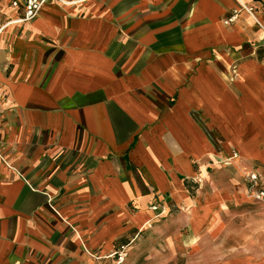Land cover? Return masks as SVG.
I'll use <instances>...</instances> for the list:
<instances>
[{"label":"crops","instance_id":"obj_1","mask_svg":"<svg viewBox=\"0 0 264 264\" xmlns=\"http://www.w3.org/2000/svg\"><path fill=\"white\" fill-rule=\"evenodd\" d=\"M244 1L258 24L245 12L223 23L235 0L50 2L26 22L11 5L0 28V264H109L129 242L131 262L152 200L188 209L207 193L214 211L219 193L243 194L244 168L264 173V0ZM218 156L233 165L210 169ZM168 208L150 226L166 246L187 228L192 247V231L209 228L180 264H264L262 240L211 249L223 209L190 220Z\"/></svg>","mask_w":264,"mask_h":264},{"label":"rangeland","instance_id":"obj_2","mask_svg":"<svg viewBox=\"0 0 264 264\" xmlns=\"http://www.w3.org/2000/svg\"><path fill=\"white\" fill-rule=\"evenodd\" d=\"M11 11V0H0V28L7 23L8 18L10 17ZM235 154L233 156L235 157ZM237 155V154H236ZM230 156L223 157L218 156L214 159L210 160V169H219V168H226L229 166H232V162H230ZM229 163V165L227 164ZM232 164V165H230ZM215 167H214V166ZM237 170L236 167H233V170ZM236 173V172H235ZM264 174V173H263ZM243 173H240V184L243 188V194L241 196H238L237 198L235 195H224V193L217 196L216 202H220L217 205V209L214 211L210 210L212 199L208 198L207 193L206 197H198L195 199V202H197L195 205H193L190 208H186L184 206H174L172 209V206L169 205V200H166L164 198L156 200H152V204L150 206V210L154 212V216L149 221L147 225V230L144 231H138L139 234L135 240H142L143 246L142 248L137 249L138 253L137 256L132 260L130 259V242L125 245V253L126 256L124 257V261L120 264L126 263L127 261L130 262V264H180L181 259H183L186 255H191L193 253L199 252L202 247H204V244H208L206 242V239H208L209 234V228L207 225L202 226L201 229L197 230L198 233V239L197 243L194 244L191 247H188L186 243H182L181 237H187L189 232L187 228L185 229H179L180 231L174 232L171 234L169 238H173L174 245H171L168 241V246H166V240L159 238L160 233L158 231H153L150 226H157L158 224L162 223V215L165 214L164 211L168 210V215L170 213H176L178 211L185 212L187 217H190V220L192 216H194V213L197 211H201L200 208H207L203 211L205 215L206 213H216L220 212V210L223 209L222 212L219 213L218 216H216V226L214 229L210 231V241L211 243H214V246H211V249H219V250H229L231 248H240L245 246H250L256 242V240H262L264 243V202H256L252 199L248 198L245 194V187H244V180H243ZM195 184H198V187L202 186V181L204 180V177H201V180L198 176H195L193 179ZM206 180V179H205ZM197 187V188H198ZM204 188V187H203ZM202 188V189H203ZM237 188V186H236ZM235 194V193H233ZM228 196V198L226 197ZM231 196V197H230ZM243 196V197H242ZM232 198V199H229ZM244 198V199H241ZM232 200V201H231ZM243 200V201H242ZM214 201V202H215ZM230 201L231 203L228 204L227 202ZM156 206V209L153 210L151 207ZM194 207V208H193ZM238 207V209H237ZM240 209V210H239ZM244 209V210H241ZM213 218V215H212ZM212 218L210 221H212ZM164 219V218H163ZM186 220L184 217H180L181 222H184ZM143 230V229H142ZM137 231V229H136ZM195 232L194 230L192 231ZM180 234V235H178ZM191 234V236H192ZM191 242V241H189ZM189 244V243H188ZM226 245V246H225ZM119 248V247H118ZM116 248V249H118ZM208 249V248H204ZM176 254L177 257H174ZM110 257V258H109ZM167 257V261L159 262V260H165ZM110 263L109 264H117L115 262V258L112 257V254L108 256ZM172 258V259H170ZM150 260V261H149ZM157 260V261H153ZM168 262V263H165Z\"/></svg>","mask_w":264,"mask_h":264},{"label":"built area","instance_id":"obj_3","mask_svg":"<svg viewBox=\"0 0 264 264\" xmlns=\"http://www.w3.org/2000/svg\"><path fill=\"white\" fill-rule=\"evenodd\" d=\"M78 0H12L11 5L15 7L18 11V17L15 20L16 22H26L33 19L40 9L47 3L53 2L63 6H70L76 3ZM236 7L232 9L231 13L223 19L225 25H231L237 21L239 15L242 12L248 14L251 18L256 19L255 7L244 1V0H235ZM236 156V154H235ZM245 194L248 198L256 202H264V174L257 167H252L250 169L244 168L242 170ZM153 210L156 209V206L151 207ZM125 245L119 246L112 253V257L115 258V262L120 264L124 261Z\"/></svg>","mask_w":264,"mask_h":264},{"label":"bare ground","instance_id":"obj_4","mask_svg":"<svg viewBox=\"0 0 264 264\" xmlns=\"http://www.w3.org/2000/svg\"><path fill=\"white\" fill-rule=\"evenodd\" d=\"M10 24V23H9ZM193 217V216H192ZM198 230V229H197ZM197 230H194L195 232H193L192 236L190 237V240L193 242V243H197V239H198V233H197Z\"/></svg>","mask_w":264,"mask_h":264},{"label":"trees","instance_id":"obj_5","mask_svg":"<svg viewBox=\"0 0 264 264\" xmlns=\"http://www.w3.org/2000/svg\"><path fill=\"white\" fill-rule=\"evenodd\" d=\"M197 185V184H196ZM195 187V186H194ZM190 191H192V190H190ZM121 246V245H120Z\"/></svg>","mask_w":264,"mask_h":264}]
</instances>
